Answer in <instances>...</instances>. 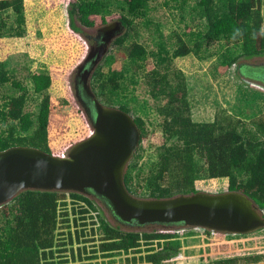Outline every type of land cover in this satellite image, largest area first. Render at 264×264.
<instances>
[{
  "label": "trees",
  "instance_id": "obj_1",
  "mask_svg": "<svg viewBox=\"0 0 264 264\" xmlns=\"http://www.w3.org/2000/svg\"><path fill=\"white\" fill-rule=\"evenodd\" d=\"M153 1L72 0L67 9L68 29L79 38H83L84 28L115 19L127 28L113 42L92 79L98 98L129 112L141 132L139 148L126 171L127 187L137 195L163 197L199 190L195 186L199 178H226L228 189L248 194L264 210V105L255 103L264 92L241 82L240 87L251 92L241 89L240 100L245 103L238 105L237 112L219 108L211 120L195 121L190 83L184 71L174 65L176 58L188 55L203 61L215 56L226 67L242 58L264 55V0H162L161 6L178 15L180 23V29H174L166 39L162 24L149 14ZM23 3L24 0H0V37L7 32L15 36L11 14ZM141 29L152 30L153 35L161 37L156 48L149 49L138 39ZM171 37L175 41L170 42ZM214 43H218L215 50L211 47ZM57 48L60 47L54 46ZM121 54L125 56L121 68L112 69ZM106 66L108 71H104ZM40 75L37 81L43 78L48 87L50 75ZM140 77H144L148 91L158 102L156 109L162 116L164 139L154 158L149 156L152 162L146 173L140 159L143 141L151 129L139 111L147 100L141 103L130 87L131 83L138 84ZM47 87L34 95L14 75L8 62L0 59V150L24 145L59 153L71 144L58 152L52 146V97ZM30 102L35 109L27 110ZM59 103L64 106L70 101L66 98ZM71 103L75 104L73 89ZM77 109L85 121L81 109ZM89 131L88 127L86 136ZM69 196L70 201L65 194L27 190L2 207L0 264H96L99 251L104 252L103 257L120 253L127 256L132 247L134 255L125 257L126 264H164L182 253L183 242L177 233L113 230L90 199L79 194ZM97 219L107 232L100 240L109 242L101 244L99 250L96 246L89 250L86 245L94 240V228L91 233L87 226L96 224ZM60 228L68 232H59ZM64 234L67 241L60 237ZM111 238L122 242L115 245ZM76 242L83 246L66 247ZM143 242L146 246L141 248L139 243ZM263 259L264 254H253L222 258L212 264H256Z\"/></svg>",
  "mask_w": 264,
  "mask_h": 264
},
{
  "label": "water",
  "instance_id": "obj_2",
  "mask_svg": "<svg viewBox=\"0 0 264 264\" xmlns=\"http://www.w3.org/2000/svg\"><path fill=\"white\" fill-rule=\"evenodd\" d=\"M91 30L102 42L87 44L71 82L75 104L90 129L88 136L59 153L24 145L0 150V209L22 192L36 190L84 196L93 202L109 228L123 233L248 235L264 229V210L240 190H197L163 197L129 190L125 177L140 145L139 126L129 112L103 103L92 85L97 67L127 28L115 19ZM76 73L82 75L79 81ZM243 77L247 84L264 92V83L252 82L246 70Z\"/></svg>",
  "mask_w": 264,
  "mask_h": 264
},
{
  "label": "rangeland",
  "instance_id": "obj_3",
  "mask_svg": "<svg viewBox=\"0 0 264 264\" xmlns=\"http://www.w3.org/2000/svg\"><path fill=\"white\" fill-rule=\"evenodd\" d=\"M71 1L24 0L22 6L13 9L11 14L15 36H11L9 35L10 32H7L0 37V59L8 62L9 68L14 71V75L22 80L34 95L37 94L38 90L47 87L43 78L37 81V78L41 76L40 74L48 72L51 77L47 87L52 97L51 142L57 152L88 133V127L81 117V113H79L76 105L71 103V82L74 77L72 72L87 52L86 41L68 29L67 9ZM161 2L162 0L153 1V9L149 14L162 24V33L166 39L174 29H180L178 25L180 23L178 22V15H173L171 11L162 7ZM181 24L182 27L183 23ZM151 31L141 29L138 39L144 42L149 49H154L161 37L157 33L153 35ZM175 39L171 37L169 41L172 42ZM63 43L65 46L62 47ZM54 46L60 48L54 49ZM211 47L215 50L218 43H214ZM124 58L123 54L119 55L114 60L112 69L119 70L125 61ZM151 60L149 59L148 62ZM174 65L184 71L190 83L192 116L195 121L211 120L219 108L226 109L231 113L237 112L238 105L245 103L240 100L243 95L241 89H244V87H240L241 82L250 88L253 87L237 75L233 66L221 65L215 56L203 61L194 55H188L176 58ZM107 68V66L104 67V71H108ZM148 68L151 67L148 66ZM130 87L141 103L147 100V105L143 107L142 111H139L149 121L151 129V133L143 141L144 150L141 151L142 157L140 159L146 173L152 162L149 156L154 158L157 146L164 140L160 127L162 116L157 112L158 102L148 91L144 77L139 78L138 84L131 83ZM244 90L251 92L248 88ZM249 97L251 107V94ZM66 98L70 104L61 105L60 100ZM259 102L264 105V95L261 94L260 100L255 103ZM33 109H35V105L30 102L27 110ZM195 186L199 190L224 191L228 189V179L199 178L195 181ZM67 198L70 201L69 195ZM92 228H94V232ZM87 230L94 233L92 235L94 240L86 245L89 250L94 249V246H96V250H99L101 244L109 242L100 240L107 234L100 220L94 225H88ZM60 231L68 232V229L60 228ZM177 234L183 242L182 253L164 264H212L215 260L222 258L264 254V229L248 235H207L201 231ZM60 237L68 240L66 234ZM111 239H113V243H117L115 245L122 242L121 239ZM139 244H141V248L146 246L144 242ZM79 246H83V244L76 242L73 246L66 245L67 248L73 247L74 249ZM134 251L133 247L130 248L126 252L127 256L132 257ZM103 253L102 251L98 252L96 264H126L124 262L125 257H127L125 253H120L114 257H103ZM256 264H264V259Z\"/></svg>",
  "mask_w": 264,
  "mask_h": 264
},
{
  "label": "flooded vegetation",
  "instance_id": "obj_4",
  "mask_svg": "<svg viewBox=\"0 0 264 264\" xmlns=\"http://www.w3.org/2000/svg\"><path fill=\"white\" fill-rule=\"evenodd\" d=\"M83 27H86L83 25ZM84 33L81 34L86 44L89 46L99 45L102 42V38L98 36L95 31H92L91 28H84ZM89 64H87L88 66ZM234 71L240 76L241 79H244L243 73L247 71V78L251 79L252 82L264 83V55H255L251 58H242L237 63L233 65ZM84 71V69H83ZM83 71H81L83 73ZM79 81L82 78L81 73H76ZM80 92L81 84L79 83ZM75 91V90H74ZM92 241L88 242L91 243ZM95 247V246H94ZM69 264V263H68ZM72 264V263H71Z\"/></svg>",
  "mask_w": 264,
  "mask_h": 264
}]
</instances>
